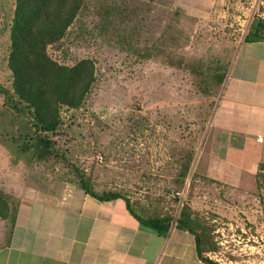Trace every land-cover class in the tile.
<instances>
[{
    "label": "rangeland",
    "instance_id": "374dc122",
    "mask_svg": "<svg viewBox=\"0 0 264 264\" xmlns=\"http://www.w3.org/2000/svg\"><path fill=\"white\" fill-rule=\"evenodd\" d=\"M15 2L0 0V83L7 88ZM257 17L264 18V0H86L48 52L65 64L93 58L97 81L50 134L59 156H39L37 144L25 149L33 119L0 94V189L18 204L27 184H78L77 166L95 192L119 191L141 213L177 218L189 204L217 243L206 256L264 264V181L205 163L211 114Z\"/></svg>",
    "mask_w": 264,
    "mask_h": 264
},
{
    "label": "crops",
    "instance_id": "0c3cea01",
    "mask_svg": "<svg viewBox=\"0 0 264 264\" xmlns=\"http://www.w3.org/2000/svg\"><path fill=\"white\" fill-rule=\"evenodd\" d=\"M210 124L205 163L256 174L264 163V40L238 47ZM21 194L14 224L0 218V264H212L194 233L176 220L167 232L149 227L123 197L101 200L71 182L27 184ZM130 202L142 218L169 215Z\"/></svg>",
    "mask_w": 264,
    "mask_h": 264
},
{
    "label": "trees",
    "instance_id": "16d2710c",
    "mask_svg": "<svg viewBox=\"0 0 264 264\" xmlns=\"http://www.w3.org/2000/svg\"><path fill=\"white\" fill-rule=\"evenodd\" d=\"M15 5L8 57V66L13 77L12 88L0 83V94L20 112L28 110L33 119L35 129L32 131L31 126L28 130V138L33 140L25 142V149L37 144L35 153L39 156H59L56 142L51 139L50 134L56 133L63 123V110L80 109L86 103L97 81V67L95 60L90 57L79 59L74 64L61 63L49 54L48 46L60 42L66 36L71 25L86 7V0H16ZM245 40H264V18L257 17L254 20ZM191 161L192 155L183 162L181 181L188 177ZM75 170L79 177V186L87 193L101 200L123 197L136 217L159 232H167L172 221L176 220L178 226L195 234L198 251L204 259L212 264H222L204 255L208 251L216 250L217 243L189 204H184L177 218L170 215L142 218L132 208L126 195L119 191L97 193L85 172L80 171L77 166ZM256 175L262 185L264 163L260 164ZM11 199L7 192L0 189V218L9 220L13 225L18 204Z\"/></svg>",
    "mask_w": 264,
    "mask_h": 264
},
{
    "label": "built area",
    "instance_id": "2783aa9c",
    "mask_svg": "<svg viewBox=\"0 0 264 264\" xmlns=\"http://www.w3.org/2000/svg\"><path fill=\"white\" fill-rule=\"evenodd\" d=\"M261 139V138H260Z\"/></svg>",
    "mask_w": 264,
    "mask_h": 264
}]
</instances>
